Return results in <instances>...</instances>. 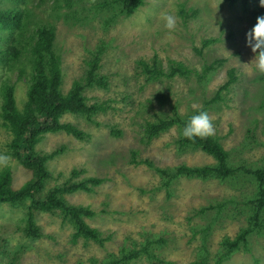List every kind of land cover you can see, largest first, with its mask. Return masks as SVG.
Segmentation results:
<instances>
[{
    "label": "rangeland",
    "instance_id": "obj_1",
    "mask_svg": "<svg viewBox=\"0 0 264 264\" xmlns=\"http://www.w3.org/2000/svg\"><path fill=\"white\" fill-rule=\"evenodd\" d=\"M259 8V0H144L126 16L117 0H79L71 7L55 0H0V11L19 9L23 22L30 15L31 29H54L64 93L86 78L89 63L100 58L97 77L106 85L98 83L84 93L88 104L102 105L105 111L91 120L82 115L63 119L87 138L48 134L39 148L60 151L48 163L49 188L71 179L104 180L90 193L66 198L93 210L95 216L87 222L108 239L104 246L75 240L74 227L49 213L37 217L42 236L30 239L18 229L23 209L0 204V264H102L121 261L134 250L139 256L128 264H216L223 240L248 226L246 205L255 197L254 182L183 178L165 188L154 169L132 163L133 153L137 161L149 160L158 168L213 164L203 152L179 150L176 130L153 140L144 134L147 122L172 114L174 108L184 116L204 111L235 167L264 168V76L249 64L253 54L245 41L256 17L264 15L256 13ZM163 12L177 17L171 34L160 20ZM16 31H0L2 49ZM155 61L166 72L184 64L192 74L150 81L144 68L154 67ZM210 65L215 68L200 80L195 73ZM2 76L0 64V81ZM16 87L22 107L26 85ZM6 141L0 128V153L9 155ZM7 167L15 187L30 180L31 174L12 157ZM260 225L247 248L222 264H264V218ZM148 243L149 254L143 252Z\"/></svg>",
    "mask_w": 264,
    "mask_h": 264
},
{
    "label": "trees",
    "instance_id": "obj_2",
    "mask_svg": "<svg viewBox=\"0 0 264 264\" xmlns=\"http://www.w3.org/2000/svg\"><path fill=\"white\" fill-rule=\"evenodd\" d=\"M78 1L55 0V3L71 7ZM226 1L234 4L239 0ZM117 2L122 13L131 16L143 5L144 0H117ZM256 13L259 15L264 13V8H259ZM27 16L23 22L24 14L19 9L10 12L0 11V31L17 29L6 41V49H2L0 44V64L3 66V76L0 81V128L7 134L8 154L19 161L31 174L30 180L17 188L14 186L12 170L8 167L0 169V204L23 209L22 225L18 229L27 238L42 236L37 217L41 213H49L58 215L63 222L74 227L75 240L83 239L104 246L108 239L98 228L92 227L87 222L95 216L94 211L89 207L71 205L66 198L67 195L81 191L90 193L104 180L93 177L71 179L49 188L52 175L48 163L58 156L60 151L43 152L39 148L48 134L64 133L79 140L87 138L86 132L76 124L64 122L63 119L66 115H82L91 120L105 111L102 105L88 104L84 93L86 89L95 87L98 83L101 86L106 85L102 84L103 78L97 77L100 58L96 57L89 63L90 70L86 78L74 82L71 90L64 93L62 59L56 51L54 29L45 25H36L31 29L30 15ZM211 42L212 40L205 44ZM213 68L214 65H210L205 67L202 73L195 74L204 81ZM144 70L150 81L174 79L176 76L189 77L192 74V70L181 63L171 66L166 72L158 61H155L152 68L147 64ZM233 75V72H230L231 80L234 79ZM14 78H16L15 82ZM19 82L26 85L22 107L19 106L16 91V83ZM198 113L197 111L194 115ZM191 116L193 115L184 116L174 108L172 114L147 122L144 134L148 140H153L171 130H176L178 135L175 144L179 150L203 152L214 160L213 164L202 166L180 164L158 168L149 160L137 161L135 152L132 163L147 165L154 169L165 188H169L172 183L183 178L202 181L250 179L254 182L255 197L246 205L248 226L241 228L235 238L223 240L222 251L216 260V264H222L242 247L247 248L249 238L261 228L260 221L264 218V168L235 167L231 163L229 153L214 136L206 139L196 138L194 141L182 137L181 131ZM209 210L205 209L203 212ZM150 247L151 245L145 246L143 252L149 254ZM137 256L139 252L136 250L129 251L121 261L112 259L108 262L103 261L102 264H128Z\"/></svg>",
    "mask_w": 264,
    "mask_h": 264
},
{
    "label": "clouds",
    "instance_id": "obj_3",
    "mask_svg": "<svg viewBox=\"0 0 264 264\" xmlns=\"http://www.w3.org/2000/svg\"><path fill=\"white\" fill-rule=\"evenodd\" d=\"M259 7L264 8V0H259ZM163 27L171 34L177 24V17L174 14L163 12L160 14ZM246 46L253 54L249 64L254 66L256 73L264 76V15L256 17V23L245 34ZM214 135V128L207 112L201 111L191 116L184 124L181 136L189 141L194 139H206ZM11 157L0 153V169L9 166Z\"/></svg>",
    "mask_w": 264,
    "mask_h": 264
}]
</instances>
